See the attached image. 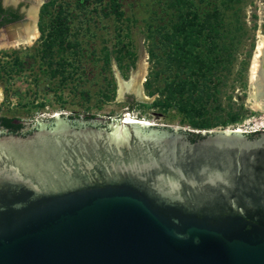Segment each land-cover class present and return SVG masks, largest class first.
I'll return each mask as SVG.
<instances>
[{"label":"water","instance_id":"1","mask_svg":"<svg viewBox=\"0 0 264 264\" xmlns=\"http://www.w3.org/2000/svg\"><path fill=\"white\" fill-rule=\"evenodd\" d=\"M78 115L0 128V264H264V130Z\"/></svg>","mask_w":264,"mask_h":264},{"label":"rangeland","instance_id":"2","mask_svg":"<svg viewBox=\"0 0 264 264\" xmlns=\"http://www.w3.org/2000/svg\"><path fill=\"white\" fill-rule=\"evenodd\" d=\"M41 3L38 39L29 47L0 49V116L34 122L56 113L82 114L115 121L128 111L152 125L197 130L179 111L180 101L168 107L152 106L156 98L166 94L175 74L182 78L186 73L172 61L173 44L179 39L175 25L179 16L197 14L200 21L211 22L209 30L215 29L203 44L204 52H211L215 63L209 76L211 96L204 107L196 106L200 114L193 119L199 121L203 115V120L214 126L199 131L264 130V112L247 106V69L257 34H264V0ZM214 13L219 14L216 22L210 16ZM53 21L64 40L46 55L43 49ZM142 62H146L145 70ZM146 82L152 96L144 89Z\"/></svg>","mask_w":264,"mask_h":264},{"label":"trees","instance_id":"3","mask_svg":"<svg viewBox=\"0 0 264 264\" xmlns=\"http://www.w3.org/2000/svg\"><path fill=\"white\" fill-rule=\"evenodd\" d=\"M210 16L211 19L216 22L219 14L214 13ZM15 18L16 17L5 19L3 22ZM209 26L211 27V22L208 19L200 21L197 14L179 16L178 22L175 25V32L178 34L179 39L173 44L174 58H172V61L185 68L186 73L182 78L179 74H175V78H172L167 85L166 94L162 98L158 97L152 102V106L154 107H168L174 101H180L178 107L179 111L189 117V125L197 130L208 129L214 126V124L208 122V120H203V115L201 116L202 118H198L199 121H197V119L193 120L194 117L196 118L200 114L196 106L199 105V107H204V101L211 96L209 95L211 82L209 76L211 75L215 63L210 58L211 52H204L203 50V44L207 41L205 37L211 36L215 32V29L209 30ZM216 37L215 34V38ZM63 40L62 31L58 29L56 22H51L43 49L44 54H51L54 46L57 43L63 42ZM149 87V84L146 82L144 89L147 91L148 96H152L153 93L148 90ZM132 106L133 103L130 104V107ZM78 116V114L69 115L68 118L74 120L77 119ZM83 118L88 121L94 119L95 116L87 115ZM235 119V116L231 117L230 122H234ZM23 123L22 120L17 118L0 116V128L6 130L10 134L21 136L31 134L33 129L22 132L25 128ZM223 123L224 122H219V125H223ZM258 135L259 132H252L247 134V137L249 139H254ZM187 137L191 142L201 138L200 135L192 133H187Z\"/></svg>","mask_w":264,"mask_h":264},{"label":"bare ground","instance_id":"4","mask_svg":"<svg viewBox=\"0 0 264 264\" xmlns=\"http://www.w3.org/2000/svg\"><path fill=\"white\" fill-rule=\"evenodd\" d=\"M16 0H5V3L7 2H15ZM36 1V0H35ZM42 2V0H39ZM42 4V3H41ZM36 9H34V6H32V9L30 11L29 16V23L25 26V33L26 37L21 40L20 42H13L9 46H4L3 48L0 47V49L4 48H25L31 46L39 37V31L37 29V26L35 25V17H36ZM7 38H13V36L7 34ZM262 57V65L259 69L258 66V59ZM142 67L145 70L146 68V62H142ZM260 70V76L258 71ZM258 74V75H257ZM263 74V75H261ZM247 77H248V84H249V93H248V99H247V106L248 108L254 110V111H263L264 112V87H262L264 84L263 82H255L257 81L256 78L259 76L258 79L264 78V34L258 33L255 41V45L252 51L251 61L249 63L248 69H247ZM120 84H127L124 82H120ZM126 86V85H125ZM136 94V93H135ZM139 96V94H136ZM3 98L2 91L0 89V102ZM58 115L57 113L54 114V116ZM127 117L131 120H138L145 123H148L152 125L150 122L146 120H141L139 118H135L131 115H127ZM237 132H243L240 129H235Z\"/></svg>","mask_w":264,"mask_h":264},{"label":"flooded vegetation","instance_id":"5","mask_svg":"<svg viewBox=\"0 0 264 264\" xmlns=\"http://www.w3.org/2000/svg\"><path fill=\"white\" fill-rule=\"evenodd\" d=\"M33 6V0H16L15 2H7L0 0V29L7 24L15 23L23 19H30L29 14ZM12 19L7 22H3L5 19ZM99 127V126H95ZM27 130L23 129L22 132Z\"/></svg>","mask_w":264,"mask_h":264},{"label":"built area","instance_id":"6","mask_svg":"<svg viewBox=\"0 0 264 264\" xmlns=\"http://www.w3.org/2000/svg\"><path fill=\"white\" fill-rule=\"evenodd\" d=\"M128 115H131L129 112H128ZM54 116V115H53ZM121 118V117H120ZM120 118L118 119V120H115V121H119L120 120Z\"/></svg>","mask_w":264,"mask_h":264}]
</instances>
